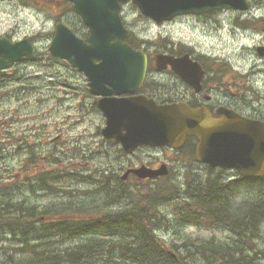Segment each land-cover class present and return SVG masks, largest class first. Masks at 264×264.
I'll use <instances>...</instances> for the list:
<instances>
[{
  "label": "trees",
  "instance_id": "1",
  "mask_svg": "<svg viewBox=\"0 0 264 264\" xmlns=\"http://www.w3.org/2000/svg\"><path fill=\"white\" fill-rule=\"evenodd\" d=\"M17 119L22 118L10 114L2 120L5 129L0 151L39 159L50 151L51 162L61 163L49 148L50 139L37 132L16 135ZM24 127L31 129L29 123ZM10 172L17 174L18 170ZM33 177L41 178L45 185L55 179L51 206L38 214L36 208L29 207L27 196L28 182L38 183L27 172L22 183L0 184V238L9 237L20 242L21 248H29L35 258H27L26 264H264V247L257 242L256 233L264 232V179L239 185V196L234 195L233 184H221L211 174L205 179L198 173L192 175L182 190L165 178L163 185L140 188L137 184L112 198V186L108 187V200L103 195L97 197L98 210L88 201L77 206L72 186L79 182L75 170L37 171ZM173 200L180 220L226 232L202 240L187 235L190 240L184 242L182 253L174 256L156 231L159 223L166 222L159 206ZM41 218L47 220L43 226L38 224Z\"/></svg>",
  "mask_w": 264,
  "mask_h": 264
},
{
  "label": "water",
  "instance_id": "2",
  "mask_svg": "<svg viewBox=\"0 0 264 264\" xmlns=\"http://www.w3.org/2000/svg\"><path fill=\"white\" fill-rule=\"evenodd\" d=\"M78 11L84 18L93 22L91 45L84 48L73 44L64 50L65 53H74L78 49L84 50L81 56L88 58L102 57L99 47L104 51L120 56L119 65L126 64V72H144L145 63L141 65L140 53H136L127 46L124 52L119 53L118 45L110 44L108 40L93 41L94 35H101L110 17L111 5L108 0H98L94 7L91 0H76ZM143 9L153 16H170L176 12L200 14L205 11L221 9L223 7H234L239 9V0H139ZM244 3V0H243ZM96 20H99L97 22ZM65 34L68 31L63 29ZM101 41V42H98ZM121 45V41L118 40ZM27 41L11 44L7 40L0 39V70L7 68L9 64L25 53ZM123 45H121L122 50ZM79 56L78 54H76ZM113 66L110 62H104L96 69V74L106 76L111 72ZM124 75V70H123ZM125 76V75H124ZM129 77H122L117 81L116 88L129 85ZM196 111L190 110L185 104L179 105H157L153 100L146 98L128 99L126 103L115 105L110 117V128L118 131L124 128L126 136L122 138L128 150H132L138 144L181 146L188 135H197L201 141L198 154L201 161L208 162L213 166L222 165L231 167L242 163L263 159L264 133L256 135L225 129L219 122L207 117L208 122L201 124L202 118L195 116ZM219 128L213 129V125ZM165 173L158 171L151 176Z\"/></svg>",
  "mask_w": 264,
  "mask_h": 264
},
{
  "label": "rangeland",
  "instance_id": "3",
  "mask_svg": "<svg viewBox=\"0 0 264 264\" xmlns=\"http://www.w3.org/2000/svg\"><path fill=\"white\" fill-rule=\"evenodd\" d=\"M11 0H0V2H8ZM14 1V0H13ZM46 1L51 0H27L35 4L34 6H20L15 4H2L0 3V35H9L14 40H20L24 37H31L34 39L38 53L48 52L50 54V46L52 43V36L48 38H43L47 32L54 31L57 18L61 15V11L66 9V4L64 0H57L56 6H51L46 4ZM251 9L246 12H239V10L229 9L222 12L213 13L212 17L209 19H218L222 18V23L225 28L234 34H238L239 30L246 28L247 24L250 22L249 15L258 20L252 24L259 26V31L262 36L254 35L244 38L243 41L239 44V53L240 56L247 57L248 53H243L241 51H246L248 48L253 45L260 44L264 42V0H250ZM194 18V17H193ZM125 20L129 28L134 31L138 37L147 39L150 43H153L155 40L169 39L171 42L176 44H182L184 46H189L191 43L200 44L204 48L216 47L222 49L225 53L226 51H235L234 46L231 44L233 40L232 36L225 33L223 37H210L207 30L203 25H197V19L184 18L179 19L174 22H166L161 25L154 24L153 22L143 18L138 11L133 9L126 10ZM202 20H207V17H202ZM252 29L250 33H253ZM43 38V39H42ZM240 40V39H239ZM227 44V45H226ZM226 45V46H225ZM42 55V54H41ZM255 60L250 59L249 63L246 66H249ZM37 62H30L25 66L32 67L35 73L46 72L38 66ZM55 65L56 63L53 62ZM24 69V70H25ZM31 71V68H28ZM22 70L21 72H23ZM47 73V72H46ZM259 80L258 74H252L249 76L250 80ZM264 79V77H262ZM174 155V153H171ZM165 161L170 162L171 160ZM20 162V161H19ZM25 179L22 178L18 173L13 174L10 172H5L0 174V184H11V183H22ZM27 196L31 200L36 202H31L29 207L31 209L36 208V213H40L42 210L49 208L51 204L49 202L40 201L39 194L28 184ZM167 217H162V220H166ZM208 231H200L196 228H189L188 233L197 236L205 237L207 236ZM173 237H169L172 239ZM177 239V236H175ZM179 246V244H178ZM10 256V254H7ZM2 260L0 256V261Z\"/></svg>",
  "mask_w": 264,
  "mask_h": 264
},
{
  "label": "flooded vegetation",
  "instance_id": "4",
  "mask_svg": "<svg viewBox=\"0 0 264 264\" xmlns=\"http://www.w3.org/2000/svg\"><path fill=\"white\" fill-rule=\"evenodd\" d=\"M126 6H127V4L123 5L122 7H126ZM123 9H125V8H123ZM194 58L199 59L202 62V64L204 65L205 70H206V75L203 79V87H205L207 85H213V86L219 85V84L224 83L225 81H227L230 78L229 74L224 73L221 70L218 58L210 57L208 59L207 57L202 56V55L194 56ZM151 76H153V78H157V75H155V74L154 75L150 74L149 77H151ZM216 89H218V88H216ZM138 92L136 94L143 93V94H146L148 96H153L157 99H164V97H165L163 92L161 90H159L158 88H149L147 86H143ZM236 97H239V93H238V96H236ZM213 105H215V103H213ZM219 108L215 109L214 112L216 113L219 110ZM237 108L239 109V102L237 104Z\"/></svg>",
  "mask_w": 264,
  "mask_h": 264
}]
</instances>
